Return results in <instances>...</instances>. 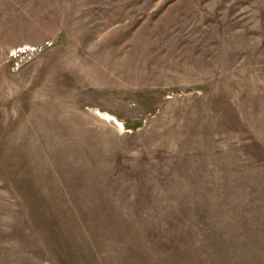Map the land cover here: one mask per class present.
Segmentation results:
<instances>
[{"label": "rangeland", "instance_id": "374dc122", "mask_svg": "<svg viewBox=\"0 0 264 264\" xmlns=\"http://www.w3.org/2000/svg\"><path fill=\"white\" fill-rule=\"evenodd\" d=\"M0 264H264V0H0Z\"/></svg>", "mask_w": 264, "mask_h": 264}]
</instances>
